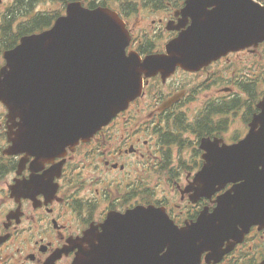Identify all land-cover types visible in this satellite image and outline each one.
<instances>
[{
  "label": "flooded vegetation",
  "instance_id": "flooded-vegetation-1",
  "mask_svg": "<svg viewBox=\"0 0 264 264\" xmlns=\"http://www.w3.org/2000/svg\"><path fill=\"white\" fill-rule=\"evenodd\" d=\"M70 2L115 11L130 33L127 51L142 58L163 53L192 20L186 0H0V39L20 37L16 28L25 22L31 32L52 23ZM263 94L260 43L194 70L176 67L144 78L141 95L126 111L67 151L55 193L12 195L15 170L9 173L0 162V264H73L78 244L91 243L80 241L84 232L99 234L110 226L102 227L109 211L162 204L182 225L201 207L212 210L215 194L193 203L185 187L205 163L206 151L214 150L210 141L232 144L248 133ZM28 175L27 165L22 176ZM236 244L212 264H257L264 258V224L253 225Z\"/></svg>",
  "mask_w": 264,
  "mask_h": 264
},
{
  "label": "water",
  "instance_id": "water-1",
  "mask_svg": "<svg viewBox=\"0 0 264 264\" xmlns=\"http://www.w3.org/2000/svg\"><path fill=\"white\" fill-rule=\"evenodd\" d=\"M196 2L187 0V8L197 11ZM217 3H224L228 9L240 8L241 12L223 24L211 19L216 36L207 40L201 38V20L194 19L185 33L169 43L165 60L152 57L142 63L125 56L128 33L114 12L71 4L67 14L50 29L23 37L20 44L4 52L0 100L13 118L22 117L23 126L34 132L44 130L56 139L72 137V140L93 133L134 97L142 71L193 64L200 56L209 59L219 51L264 40V6L251 0H217ZM261 175L263 178L264 173ZM248 186L245 188H248V209L257 201L264 206L262 181H249ZM225 207L221 202L219 209ZM259 208L249 210L246 215L242 209L228 214L221 212L217 216V229L213 223L206 226L207 233L214 236L209 240H215L216 230L229 216L238 221L246 218V222L264 218V208ZM211 221L212 217L206 222ZM133 225L140 230L141 222L136 220Z\"/></svg>",
  "mask_w": 264,
  "mask_h": 264
},
{
  "label": "rangeland",
  "instance_id": "rangeland-1",
  "mask_svg": "<svg viewBox=\"0 0 264 264\" xmlns=\"http://www.w3.org/2000/svg\"><path fill=\"white\" fill-rule=\"evenodd\" d=\"M0 112H1V108H0Z\"/></svg>",
  "mask_w": 264,
  "mask_h": 264
}]
</instances>
